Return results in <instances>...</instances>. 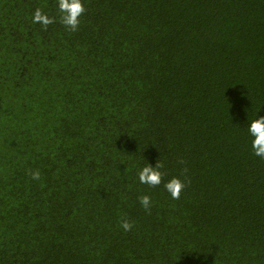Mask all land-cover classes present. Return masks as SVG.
<instances>
[{
  "label": "trees",
  "instance_id": "1",
  "mask_svg": "<svg viewBox=\"0 0 264 264\" xmlns=\"http://www.w3.org/2000/svg\"><path fill=\"white\" fill-rule=\"evenodd\" d=\"M83 2L0 0V264H264V0Z\"/></svg>",
  "mask_w": 264,
  "mask_h": 264
},
{
  "label": "clouds",
  "instance_id": "2",
  "mask_svg": "<svg viewBox=\"0 0 264 264\" xmlns=\"http://www.w3.org/2000/svg\"><path fill=\"white\" fill-rule=\"evenodd\" d=\"M58 10L61 14L60 22L71 32H76L81 27V18L85 15L87 8L83 0H58ZM56 18L51 17L44 13L41 9L37 8L33 15V23H39L46 31L48 26L55 23ZM249 134L254 138L252 142V149L256 156L264 159V116H261L251 121L248 128ZM164 167L162 161L158 160L156 165H147L139 171V181L141 184L148 185L149 187H158L162 183L165 190L170 194L174 200H179L185 188L187 187V177L184 175L187 172L185 168L181 175H184L182 179L180 176L172 177L165 182V172L161 169ZM29 174L33 180H40L41 174L39 170L29 171ZM139 202L145 211H151L152 200L150 196L143 195L139 197ZM120 226L125 232L131 231L133 228V222L127 218L121 220Z\"/></svg>",
  "mask_w": 264,
  "mask_h": 264
}]
</instances>
